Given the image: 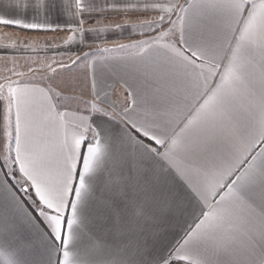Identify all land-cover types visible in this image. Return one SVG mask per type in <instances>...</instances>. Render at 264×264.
<instances>
[{
	"label": "snow or ice",
	"instance_id": "snow-or-ice-1",
	"mask_svg": "<svg viewBox=\"0 0 264 264\" xmlns=\"http://www.w3.org/2000/svg\"><path fill=\"white\" fill-rule=\"evenodd\" d=\"M0 26L65 33H0V264H264V0H0Z\"/></svg>",
	"mask_w": 264,
	"mask_h": 264
},
{
	"label": "crops",
	"instance_id": "crops-1",
	"mask_svg": "<svg viewBox=\"0 0 264 264\" xmlns=\"http://www.w3.org/2000/svg\"><path fill=\"white\" fill-rule=\"evenodd\" d=\"M0 29H5L4 31L0 30V33L16 34V35H19L21 37H28L29 39H36L37 37H40L39 42L41 44L46 43V41L43 39V37H45V36H47V37H52L54 35L57 36V39L52 41L53 43H56V44H60L62 42V38H64V36H65V33H63V32H61V33L27 32V31H22L18 28H15V27H3V26H0ZM101 36H102L101 40H98L95 42H92V41L89 42L93 48L95 47L96 44H100L101 47L105 46V44H106L107 46L110 47L113 43H127L131 39H143V37L136 36V35L129 36L127 31L123 35L107 34L106 38H105L104 34H101ZM83 50L86 51L88 49H87V47H85ZM60 51H65V49L62 48V49H60ZM15 54L21 58L26 57V56H36L37 55V53H33L31 51H28V52L21 51L19 53H15ZM38 55L42 57L45 55V53L43 51H41L38 53ZM47 55L50 56V55H52V53L49 52V53H47ZM101 55H109V56L124 55V53H102ZM65 62H67L66 59H65ZM112 82H113L112 80L108 81V83H112ZM117 96H120L122 98V89H120V86L118 84L115 85V92H114L113 98L115 99Z\"/></svg>",
	"mask_w": 264,
	"mask_h": 264
},
{
	"label": "rangeland",
	"instance_id": "rangeland-1",
	"mask_svg": "<svg viewBox=\"0 0 264 264\" xmlns=\"http://www.w3.org/2000/svg\"><path fill=\"white\" fill-rule=\"evenodd\" d=\"M0 30H3V31H4L5 29H0ZM49 35H50V34H49Z\"/></svg>",
	"mask_w": 264,
	"mask_h": 264
}]
</instances>
